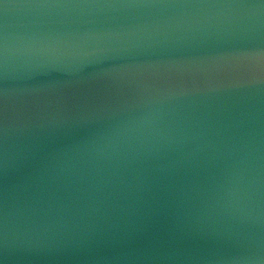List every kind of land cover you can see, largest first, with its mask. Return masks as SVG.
<instances>
[{"label":"water","instance_id":"95a60500","mask_svg":"<svg viewBox=\"0 0 264 264\" xmlns=\"http://www.w3.org/2000/svg\"><path fill=\"white\" fill-rule=\"evenodd\" d=\"M226 3L259 0H0V62L7 33L12 66L7 81L0 74L15 155L6 173L0 128V216L6 188L16 212L17 252L9 264H225L221 258L245 241L228 230L230 221L197 217L226 178L233 144L250 153L260 210L254 227L264 241V83L250 82L248 59L252 50L264 49V23L249 32L215 20L181 22V11L213 10L30 7ZM150 102L189 130L183 143L124 161L115 175L105 168L112 182L100 211L92 212L95 231L83 223L53 225L47 232L36 228L29 240L28 205L51 197L53 217L57 200L79 216L87 183L70 177L82 169L88 174L87 142L140 115ZM60 149L68 150L63 177L41 183L37 169Z\"/></svg>","mask_w":264,"mask_h":264},{"label":"clouds","instance_id":"9594fccd","mask_svg":"<svg viewBox=\"0 0 264 264\" xmlns=\"http://www.w3.org/2000/svg\"><path fill=\"white\" fill-rule=\"evenodd\" d=\"M10 6L5 4L7 10ZM35 8L57 9H105V8H175L180 10H213L207 13L181 11V22L191 17L190 22L196 26L215 20L218 24L229 28L242 29L244 31H258L264 23V4L255 3H226V4H41L32 5ZM200 17V19H197ZM248 59L253 65L251 83L260 85L264 83V49L256 48L248 53ZM0 74L5 81L12 75V66L9 56V43L7 33L3 42L2 62H0ZM4 99L7 101L9 89L3 90ZM189 130L181 127L173 117L165 119L158 102H150L146 111L140 115L121 121L111 129L98 134L87 144V159L83 161L88 174L82 169L78 175L70 177L75 183H87L84 203L77 209L79 216L73 212L70 203L63 200L55 201L56 216L51 215L53 203L51 197L48 200L38 199L28 205L29 223L26 235L29 240L33 238L36 228L47 232L53 225L66 228L69 225L79 226L84 224L85 229L95 231V221L92 212L100 211L101 195L104 189L111 184V176H105V168H111L112 174L117 173L119 165L124 161H130L140 155L149 152H157L161 148L172 144H182ZM3 134L5 146L3 150V167L7 173L10 167L15 166V155L8 146L9 124L5 115ZM193 137L197 134L193 133ZM203 137V133H199ZM200 145H197L199 148ZM67 149L58 150L57 155L45 159L37 169L41 183L49 182L63 177L66 166L62 164V157L67 155ZM232 156V162L226 178L214 190V196L198 210V220L222 217L228 221L226 227L245 243L232 255L222 257L225 264H264V241H261L255 230L259 223L260 210L255 200V182L251 175L250 153L241 146L233 144L228 148ZM247 173V174H246ZM31 179V177L29 178ZM79 191V189H77ZM16 212L9 205V191L5 190V200L2 216H0V247L3 255H0V264H9L15 259L16 245ZM39 217L35 219L34 217ZM88 217L85 220V217ZM247 224L248 230L241 231V226ZM115 226V225H112ZM87 235V232H85ZM174 253L167 255L171 258ZM128 258V257H125ZM137 259L142 257H136Z\"/></svg>","mask_w":264,"mask_h":264},{"label":"snow or ice","instance_id":"6c2138e0","mask_svg":"<svg viewBox=\"0 0 264 264\" xmlns=\"http://www.w3.org/2000/svg\"><path fill=\"white\" fill-rule=\"evenodd\" d=\"M259 4H264V0H259ZM4 120H5L4 106L2 103H0V128L3 127Z\"/></svg>","mask_w":264,"mask_h":264}]
</instances>
